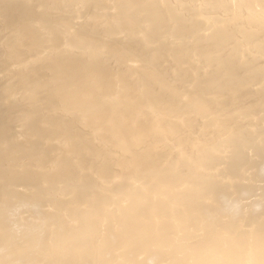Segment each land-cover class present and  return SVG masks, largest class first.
<instances>
[{
  "label": "bare ground",
  "instance_id": "6f19581e",
  "mask_svg": "<svg viewBox=\"0 0 264 264\" xmlns=\"http://www.w3.org/2000/svg\"><path fill=\"white\" fill-rule=\"evenodd\" d=\"M0 264H264V0H0Z\"/></svg>",
  "mask_w": 264,
  "mask_h": 264
}]
</instances>
